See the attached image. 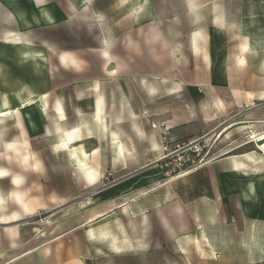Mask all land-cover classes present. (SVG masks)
<instances>
[{
	"label": "rangeland",
	"instance_id": "374dc122",
	"mask_svg": "<svg viewBox=\"0 0 264 264\" xmlns=\"http://www.w3.org/2000/svg\"><path fill=\"white\" fill-rule=\"evenodd\" d=\"M89 5L103 16L102 21L84 17L72 8L70 0H46L44 6L32 0H16L14 11L0 0V102L8 100L11 110H21L34 164L32 169H24L18 152L5 153L4 141L22 136L17 123L10 120L1 128L0 166L24 176V189L40 207L27 219L8 225L26 233L42 231L44 240L68 227L69 223L59 219H84L86 207L96 203L92 192L136 176L140 171L134 170L146 164L119 156L108 136L96 127V92L92 90L96 83L108 96V110L113 114L122 104L138 111L148 108V86L153 80L163 81L167 94L163 100L153 101L152 108L157 112L165 109L167 118H176L189 102L184 127L189 136L200 134L201 138L212 126L201 102L212 104L213 65L226 76L230 74L228 65L242 35L251 43L249 62L254 72H260L264 58V0H91ZM218 13L223 16L222 26ZM151 29L158 30L166 43L152 41ZM29 47L39 54L25 53ZM105 48L116 58L111 64H107L105 57L110 54H105ZM70 56L75 57V65ZM107 69L118 71L109 75ZM244 72L231 73L240 76ZM199 85L200 95H204L200 114L192 98ZM235 89L243 91L242 82H221L215 88L223 98ZM24 101L31 103L24 108ZM125 116L124 130L134 142L127 111ZM161 116L137 112L140 124ZM229 117L222 109L218 122ZM56 118L71 127L77 140L82 136L78 145L88 151L99 149L93 164L100 175L94 184L84 180L70 161L68 150L60 146ZM239 126L234 125L221 138L216 132L205 138L209 139L204 162L230 145L245 146L229 155L256 150L243 128L237 130ZM192 173L182 177L163 174L158 181L113 199L124 206L104 221L109 264H264V223L244 220L234 199H215L203 193L206 178ZM12 188L0 182L1 192L9 199L7 210L17 208L10 195ZM125 207L135 219L148 214L151 220L145 237L148 245L141 257L134 256L139 248L134 245ZM158 209L168 217L174 233L163 223ZM5 226L0 224V235L5 233ZM116 234L124 236L123 242H117ZM112 251L123 254L113 257Z\"/></svg>",
	"mask_w": 264,
	"mask_h": 264
},
{
	"label": "crops",
	"instance_id": "0c3cea01",
	"mask_svg": "<svg viewBox=\"0 0 264 264\" xmlns=\"http://www.w3.org/2000/svg\"><path fill=\"white\" fill-rule=\"evenodd\" d=\"M150 34L152 41L156 42L158 40L161 44L166 43L158 30L151 29ZM240 44L241 42L228 67L231 72L239 70L245 71L244 74L238 76L230 72V74L226 76L223 72L221 73V70L217 71L213 65L212 82L214 95L211 102L212 104L201 102L203 113L208 123L212 125L209 127L207 134L204 135V138L215 132L216 135L221 138L234 125L239 124L240 126L237 130L243 128L244 134L249 137L250 141L255 142L256 150L229 155L228 153L245 145L227 146L225 147L226 149L223 148L226 150L225 152L212 160H208L200 169L193 171L192 174H202L204 178H206L207 189L204 190L203 193H208L215 199L220 198L226 201L234 199L238 203L244 220L264 223V58L260 62V72H254L253 66L249 62L251 43L250 48L245 52V63L240 61ZM109 54V57H105L106 60L108 59L107 64H111L114 62V59H116L113 57L114 55H112V53L109 52ZM74 58L75 57L70 56L71 64L76 63ZM117 62L119 64L118 60ZM241 64H243V66ZM117 71L118 69H107L108 73L106 74L113 75L115 74L114 72ZM146 82L150 81L147 80ZM162 82L163 81L153 80L148 86L151 93L148 108L138 111L131 107L126 109L125 105L122 104L124 107L121 105V107L116 110L119 111L122 109V113H119L122 120L119 121H113L115 115L109 112V98L105 95L106 110L108 112L106 119L109 128L115 129L116 127V130H120L121 140L128 141V143L125 142V144L127 147H130H128L129 152L122 151L119 140L114 141L111 136L106 134L108 140L112 145L114 144L119 156L126 158L128 161L146 164H141L139 168L134 170L135 172L140 171L136 176L123 180L114 186L92 192L94 193L93 197L96 198V203L89 206L86 205V217L84 219L79 221L72 218L59 219V222L69 223L68 227L53 235L50 239L44 240L42 238V231L26 233L22 232V230L15 225H8L23 221L28 217L17 220V222L9 221L7 216L13 210H7V200L9 201L7 198L8 196L0 190V224L7 225L4 228L5 233L0 235V264H109L110 251H108L107 247L104 245L105 240H107L105 238L108 236L106 233H103L106 226L104 221L112 218L113 212H119L124 206V204L114 202L113 199H118L119 196L132 189L141 188L146 184L153 183L162 178L163 173L156 164V161L162 152L163 131H166L167 141L170 144H177L200 138V134H198V136H189L186 133L187 129L184 127L188 121L189 102L178 111L181 116L176 118H167V111L165 109L157 112V109L152 108L154 106V103H152L153 101H161L165 94H167L165 86L161 84ZM221 82H242L244 90H232L228 98H223L221 94L215 90ZM198 83L200 82L198 81ZM200 94L199 85L196 94L192 95L193 103L199 114L200 99L204 98V95ZM222 109L224 112L229 113L230 117L224 122H218L219 113ZM126 111L132 122V127L134 126V142L130 134L126 132L127 134L125 135L124 122L126 120ZM147 111L150 115L161 113L162 116L159 119L155 118L153 122L146 121L140 124L137 120V112L142 115V112L146 113ZM182 114H184V117ZM242 116L244 118L243 121L240 120ZM233 118L237 119L236 122H229L228 124L227 122ZM152 123H155V127H152ZM95 124L100 131L103 130L96 120ZM135 127H137V129H135ZM249 132H251V134ZM253 136H257V138H251ZM128 138H130V140ZM208 139L209 138H207V140ZM250 152L256 153L255 158L248 156L251 154ZM96 157V160H98L99 149ZM6 180L7 179H0V182H7L11 185L10 180L9 182ZM198 195H200V189ZM125 208V213L128 215V220L130 222L129 224L133 229L132 239L134 245L138 247L139 241L144 240L147 235L151 220L148 214H143L142 218L138 221L129 213L128 208ZM177 208L180 210L182 207L181 205H177ZM158 212L163 223L174 233L173 226L168 217L161 209H158ZM135 223H137V225ZM139 223L141 226H139ZM143 229H145L144 232ZM115 237L117 242H123L124 240V236L121 234H116ZM145 242L148 243L147 240H145ZM142 250L144 249H136L134 256L141 257ZM122 254L121 251L111 252L113 257Z\"/></svg>",
	"mask_w": 264,
	"mask_h": 264
},
{
	"label": "bare ground",
	"instance_id": "6f19581e",
	"mask_svg": "<svg viewBox=\"0 0 264 264\" xmlns=\"http://www.w3.org/2000/svg\"><path fill=\"white\" fill-rule=\"evenodd\" d=\"M45 1L46 0H32V2H34L38 6H44ZM70 1H71L72 8L74 10H76L78 13H81L84 17H87L88 19H91V20L95 19L98 22L102 21L103 16L97 15L96 11H94L91 8L92 6L90 7L89 3L91 0H70ZM5 2L7 3L8 6H10V8L13 11L16 9V0H5ZM49 17L51 18V16H49ZM216 17H217L219 24L222 26L223 25V16L218 13L216 15ZM102 38L105 39L103 36H102ZM241 38H242L240 41L241 42V44H240L241 49H239L240 53H241L240 61L245 63V61H246L245 52L250 48V41H249V38L245 35H242ZM25 53L33 56L34 54L38 53V51H36L32 47H29L28 50L25 51ZM105 54L106 55L109 54V48H105ZM65 58H66V55H64V59ZM241 65L243 66V64H241ZM92 90H94L96 92L95 101L93 103L94 104V107H93L94 118L99 123V125L103 128V130H101L100 132L104 133V134H108L109 136H111V138L114 141L119 140L122 151L129 152V149H128L129 146L127 147V145L125 144V142L128 143V141L127 140L126 141L121 140L120 132H119L120 130L119 131L116 130V127H115V129L109 128V125H108L107 119H106L107 114H108V112L106 110V99H105V94L103 92V88H102L101 84L96 83ZM25 101L23 102L24 108L28 107L29 104L31 103V102H25ZM39 101L43 102L44 107L47 108V106L43 100H39ZM32 102L35 103L34 101H32ZM9 105H10V101H8V100H3L0 102V142L2 140L1 128L3 126H5L10 120H14L17 123V125L19 126V129L21 131L22 136H21V138H14V140H11V141H4V145H2V146H5L4 151L7 155L11 154L10 150H14V151L18 152L17 155H18L19 159L21 160L22 163H24L23 168L24 169H32L34 164H33V160L31 159L32 154L28 148L29 142H28V138L26 137V124L24 122L22 112L20 109L11 110L9 108ZM122 107H124V106L122 105ZM79 112L81 113L80 110H79ZM119 113H122V109L113 113V115H115L114 116L115 118H113V121L122 120L121 116H119ZM84 124L87 126V124H89V123L85 120ZM135 125H137V124H135ZM55 128H56V132L58 135L59 144L61 147H64L68 150L70 161L77 167L78 171L82 174L84 180L87 183L94 184L98 180L99 175H100L99 170L93 164L96 161V158H97L96 154L98 152V149H94L93 151H87L82 144L78 145V142L83 141V139H81L82 136H80V139L77 140L78 137L75 135V133L72 130H70L71 127L66 122L61 121L58 118L55 119ZM119 129H121V128H119ZM135 129H137V127H135ZM87 130L89 131V133H92L90 131L89 127L87 128ZM249 133L251 134V132H249ZM126 134L127 133L125 131V135ZM251 138L256 139L257 136H253ZM128 139L130 140V138H128ZM1 149H3V148H1ZM248 156L251 158H255L256 153H251ZM242 161H243V159H242ZM240 164H242V163H240ZM9 177H10L11 185L13 187L11 190V196H12V199L15 202L17 208L8 214L7 219L9 221H16L17 222V220L24 219V218H27L29 216L34 215L37 212V210L40 209V207L37 205V202L28 195V191L24 189V185H23L24 176L20 173L12 171L10 168L0 166V179H7ZM140 223H139V226H141ZM135 224L137 225V223H135ZM144 230L145 229H143V232H144ZM135 232H136V229H135ZM147 245H148V243L145 242V239H144V240L139 241L138 247L140 249H145V248H147Z\"/></svg>",
	"mask_w": 264,
	"mask_h": 264
},
{
	"label": "built area",
	"instance_id": "2783aa9c",
	"mask_svg": "<svg viewBox=\"0 0 264 264\" xmlns=\"http://www.w3.org/2000/svg\"><path fill=\"white\" fill-rule=\"evenodd\" d=\"M155 127V123H152ZM166 131H163L162 152L156 164L166 177H182L196 171L204 162L207 139L204 137L170 144Z\"/></svg>",
	"mask_w": 264,
	"mask_h": 264
}]
</instances>
